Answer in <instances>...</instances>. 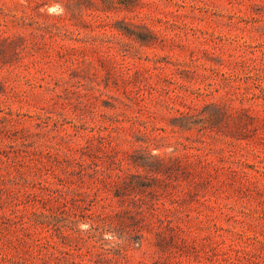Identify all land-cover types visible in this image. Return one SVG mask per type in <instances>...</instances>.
Returning a JSON list of instances; mask_svg holds the SVG:
<instances>
[{"label":"rangeland","instance_id":"rangeland-1","mask_svg":"<svg viewBox=\"0 0 264 264\" xmlns=\"http://www.w3.org/2000/svg\"><path fill=\"white\" fill-rule=\"evenodd\" d=\"M1 37L0 264H264V0H0Z\"/></svg>","mask_w":264,"mask_h":264},{"label":"trees","instance_id":"trees-1","mask_svg":"<svg viewBox=\"0 0 264 264\" xmlns=\"http://www.w3.org/2000/svg\"><path fill=\"white\" fill-rule=\"evenodd\" d=\"M130 26L131 25H128L124 28H118L119 31H121L124 35L126 36H129V37H132V36H135L137 39H139V41H144L142 36L136 32H133L132 30H130ZM147 30V33L149 35H153V31L149 30V29H146ZM21 37H17V39H20ZM2 46H11L12 48L14 47V51H15V48L16 47H20V45L16 44V41H9V38H0V56H5L6 54V51H7V48L8 47H2ZM193 116V114H189V113H182L181 116L179 117H176V118H172V126L174 127L175 130H179V131H187V130H192L193 129V126L190 124L191 121L189 122V119L190 117ZM105 138H111V137H105ZM85 147H81L80 146V150H84ZM112 154H107V157L109 159V163L111 165H115L117 163H121V159H118L117 155L115 152H111ZM73 159H75L77 162H79V158H75V156H72ZM81 158V157H80ZM155 158V157H153ZM133 159V158H132ZM134 166L138 167V168H144V170H147L149 172H157L159 171V167H157V169H154L152 168L151 166H149L148 164H145L143 162H140V161H137L136 159H133V162ZM156 163L159 165V166H163L165 165L163 163V161L161 160H156ZM81 167H84L83 164H81ZM95 173H99V170H94ZM126 177L124 178V180L122 178H120V180H117V181H114V182H110V181H107L106 179H99L100 182L104 185V187L106 188H111L113 189V193H114V196L115 197H118V198H121V197H124L125 194H123V188H127L129 186H131V181L128 179L129 177L127 176H130L129 174H125ZM59 181L62 182L63 179L62 178H59ZM53 192H61V190L59 189H56V190H53ZM109 197H105V196H102L100 199L96 200V205H98V209L101 210L102 212L98 214V217H101L103 216L104 214V210H106L107 208L113 206V203H109L107 202ZM93 229L95 230H98L99 229V226H95L93 227ZM175 235H172V237H174ZM165 238V237H163ZM73 264H82V263H79V262H73Z\"/></svg>","mask_w":264,"mask_h":264}]
</instances>
